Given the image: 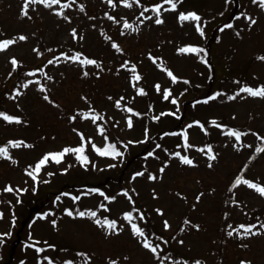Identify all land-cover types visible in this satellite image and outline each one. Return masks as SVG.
I'll list each match as a JSON object with an SVG mask.
<instances>
[{
    "label": "rangeland",
    "instance_id": "obj_1",
    "mask_svg": "<svg viewBox=\"0 0 264 264\" xmlns=\"http://www.w3.org/2000/svg\"><path fill=\"white\" fill-rule=\"evenodd\" d=\"M188 1L187 4L177 5L174 10L171 4L163 8V22L160 24L154 22L149 26L143 22L140 41L120 42L131 54L144 57L152 81L160 82V107L165 102L167 104L172 96L181 100V87L185 88L187 83H174L165 69L157 68L161 62L157 63L152 53L158 54L164 50V59L160 60L172 66V74L187 78L192 84L199 82L196 74L199 53L181 52L180 49L191 48L203 40L197 28L207 22L205 17L212 18L213 11L221 13L231 6L229 0ZM22 7V0H0V27H11L20 33V37H26L0 52L2 79L13 68V60L28 63L35 60L36 45L43 34L42 19L26 20L29 16H23ZM190 12L201 17L200 21L180 20L181 14ZM253 12L256 23L252 24L249 20L250 27L242 38L236 34H225L219 47L220 54L231 55L234 65H239L242 57L250 58L264 47V6L260 1L254 6ZM147 29L151 33H145ZM158 31L163 32L160 38L156 34ZM53 35L60 42L70 39L67 32L58 27ZM101 35L94 37L95 44L103 41ZM122 54L113 52L114 66L119 63ZM221 57L217 55V60L224 63L225 58ZM46 58L42 56L40 61ZM58 70V78L49 80L44 87L35 82L23 84L24 91L21 90L18 99L10 104L13 109L20 107L27 113L28 125L7 126L0 122V141H10L12 152L7 153V157L0 156V264H49V261L51 264H242V261L264 264V229L255 235H242L240 240L233 238L227 231L237 218H245L251 209H264V196L247 184L237 183L246 180L264 187V151H260L264 149V97L259 96L233 100L225 108L217 104L202 107L199 114L203 121L227 118L233 120L234 124H243L250 120L254 132L246 135L245 143L241 144L235 137L220 131L204 136L199 129L194 128L187 131L189 143L186 149L182 139L169 136L162 146L165 145L167 150L173 146L170 154L174 159L163 165L153 164L155 169L149 172L144 164L139 166L138 171L132 169L135 193L131 200L127 201L115 194L107 199L106 196L101 199L97 194L87 198V193L83 191L86 196L82 202L62 205L56 213L47 206L45 219L25 221L26 187L31 185L33 189L36 186L35 179L28 173L30 169L36 168L42 155L52 150H62L70 143H82L86 137L100 145L106 142L104 134L93 125L92 118L81 111L83 107L91 105L86 97V94L93 97L88 91L89 85L96 87L95 97L99 105L107 104L108 117L115 122L118 133L127 138L132 147L127 150L123 146L121 156L99 159L100 168L111 167L108 174L118 170L137 151L135 146H144L145 136H139L134 127H129L128 114L118 104L121 98L139 100V84L122 82L112 72L100 79L91 75L84 80L81 78V69L77 71L70 67ZM258 72L264 75L262 65L258 67ZM89 81L94 83L89 84ZM3 85L0 84V87ZM166 93H170L167 99ZM186 93L184 97L189 98ZM75 109L79 110L78 113L74 112ZM181 110L179 104L173 107L175 113ZM208 135H214L215 141H211ZM209 142H213L217 154L208 151ZM14 144H19V147H14ZM163 152L164 148L161 154ZM177 153L191 159L193 165L183 164ZM213 155L216 157L214 160L210 159ZM61 168L63 173L60 176H54L56 172L52 168L49 172L41 170L38 173V181L42 184L39 188L47 185L50 178L57 184L58 178H62L66 170L65 167ZM140 171L144 172V177L137 175ZM125 175L129 177L127 172ZM150 176L157 178L152 180ZM9 187L13 191H6ZM98 206L102 208L101 219H105L109 210L112 219L119 221L118 224L116 221L114 230L97 224L98 215H89L90 210ZM142 207L146 210L144 212L154 216L157 232L170 238H175L179 223L188 216L191 223L187 234L170 246L177 253H171L168 245L162 241L150 242L156 248L155 253L143 246L146 235L141 239L132 228L133 224L138 226L137 219L142 214ZM69 211L73 213L72 216L67 214ZM80 212L85 215L79 216ZM127 213L133 216L131 222L125 219Z\"/></svg>",
    "mask_w": 264,
    "mask_h": 264
},
{
    "label": "trees",
    "instance_id": "obj_2",
    "mask_svg": "<svg viewBox=\"0 0 264 264\" xmlns=\"http://www.w3.org/2000/svg\"><path fill=\"white\" fill-rule=\"evenodd\" d=\"M259 1L229 0L228 2L231 3V6L225 8L223 12L213 11L212 15L214 16L212 18H204L207 22L197 28L203 40L191 47L202 50L193 52L199 53L196 68L199 82L192 84L189 79L181 76L177 77L173 74L177 78L176 84H182L187 81L185 88L181 87L183 95L180 96L181 100L172 96V98L168 99L167 104L165 102L160 107L158 106L160 104L158 101L161 90L160 82L155 83L152 81L151 72L145 58L131 54L121 46L120 42L124 40L133 41L135 39L140 41L142 39L143 22L148 23L150 26L157 19L162 20L163 8L170 5L165 0H111V3L109 0H60L59 4H52L50 7L41 3L29 4L27 9L24 7L27 0H22L23 16H26L24 15L26 10L29 16V19L26 20L42 19L43 34L39 37V43L36 45L37 55L35 60L32 63L17 61L13 68L7 72L6 78H0V84H4L3 87H0V122H4L7 126L12 124L28 125L29 116L27 113L20 107L16 110L10 106L13 101L18 99L20 91H24V88H22L23 84L35 82L44 87L49 80L58 78L59 73L56 71H59V68L71 67L77 71L81 69V78L84 80H87L91 75L98 76V79H100L112 72L122 82L139 84V100L121 98L118 104L127 112L128 121H132V127L137 131L138 135L145 136L144 146H135L137 151L120 168H117L118 170H113L108 174L111 167L100 168L99 159H111L113 157L99 155L95 150L96 148L104 150L108 145H115L116 151L122 153L123 146L127 150L132 149V147L130 141L118 133L115 122L108 117L107 104L99 105V101L95 97L97 93L96 87L89 85L88 91L93 94V97L87 96V94L86 97L89 98L91 105L83 107L81 111L92 118L93 125L97 126L99 132L104 134L106 142L104 145H100L91 138L86 137L82 143H70L62 150H52L42 155L40 161L46 155L59 154L66 148L83 147L84 155L89 163H82L78 159V154L74 152L65 154L59 163L49 159L40 167L39 172L41 170L49 172L52 168L56 173L55 175L54 173L51 174L60 176L63 173L61 167H65L64 169L66 170L62 178H58L57 184L52 182L53 178H50V182L41 188L39 186L42 184L38 181L39 172H36L40 161L36 168L30 169L29 172L33 173L32 176L35 177L36 186L33 189H31V185L26 187V200H24L26 208L24 212L25 221L45 219L47 217L45 210L47 206L56 213L55 211L60 209L62 205L82 202L86 195L88 198V196L92 197L97 194L102 199L105 196L109 198L112 197V194H115L124 197L127 201L131 200L132 194L135 193L133 190V180L135 178L131 176L132 169L138 171L139 166L144 164L149 172L150 169H155L153 164L163 165L174 159L170 154L173 146H170L168 150L165 145L162 146L165 139L169 136L182 139L186 149L189 140H184V133L194 128L199 129L204 136L217 131L225 135H228L227 133L230 131H235L241 135L239 139L235 136L233 137L239 140V143H245L246 135L254 132V128L250 126V120L243 124H234L233 120L227 118H214L210 121H203L199 118V114L202 107L217 104L225 108L233 100H242L246 96H251L249 93L241 91L243 88H251L253 90L264 88V75L258 72L260 65H262L264 70V59H261V57H264V47L259 53L250 58L242 57L239 65L232 63L233 58L231 55H222L219 50L225 34H236L242 38L246 29L250 27L249 18L253 20L254 6ZM174 2L176 6L189 3L187 0H174ZM126 3L131 4V7L126 6ZM157 7H160L159 14L155 11ZM190 11L194 12L193 9ZM125 23L132 25V27L125 28ZM56 27L67 32L70 37L69 41L60 42L55 39L53 34L56 31ZM149 29L145 33H151ZM162 33V31L156 32L157 37H162ZM97 34H102L101 39L103 41L95 44L94 37ZM19 37L20 33L16 32L15 29L11 27L3 29L0 27V43L8 40L15 41V43L10 44L4 50L16 45ZM106 45H109V47L107 48ZM113 45H116V47ZM113 52L123 53L119 63L115 66L112 59ZM152 54L157 63L160 61L163 64V66L159 64L157 68L172 72V66L167 61L160 60L164 59V50H160L158 54ZM217 55L219 57L222 55L221 58H225L224 63L217 60ZM42 56H47V58L40 61ZM77 56H79V60L73 59ZM85 59L94 60L96 63L83 64L80 62ZM137 75L141 77L138 81L134 79ZM93 83L89 81V84ZM9 84L12 85L10 86ZM157 85H159V90H157ZM141 89H143L144 95L140 94ZM186 91L188 92L186 94L190 96L189 98L184 97ZM233 96L235 99L230 98ZM173 100L176 103H173ZM100 101L102 100L100 99ZM205 101L207 102L205 103ZM177 104L182 107L179 113L173 111V107ZM127 109H132V111L129 112ZM78 111V109L74 110L75 113H78ZM4 116L12 117L13 120H5ZM96 116L101 118L93 119ZM17 120L19 121L18 123L16 122ZM189 125H192V127H189ZM101 129H103V132H101ZM214 135H208L211 141H215V139L213 140ZM10 145V141L5 143L0 141V148H6L7 153H12L9 148ZM207 147L211 148V152L216 150L213 149V142H209ZM163 148L164 152L161 154ZM215 154L217 153L214 152ZM147 163L151 166L149 167ZM126 172L129 174L128 178H126ZM99 173H101V176ZM140 173L144 172L140 171ZM140 176L144 177L143 175ZM44 187L45 190H43ZM83 191L87 194H83ZM125 192L128 193V196L124 195ZM100 193L104 195H100ZM113 199L115 200L116 198L113 197ZM100 209L102 208L98 206L90 210V212H95L98 215L96 220L99 219L101 221L100 226L103 225L105 220L115 221L112 219V214L109 210H107L108 213L105 219H101ZM144 211L146 210L142 207L141 216L143 219L139 216L137 222L139 228L146 232L145 241H162L168 245L171 253H177L170 246L175 243L174 241L187 234L191 223L188 216L183 217L179 223L175 238H170L164 233L159 234L157 232L154 216ZM247 215L242 219L237 218L233 225L227 229L228 233L232 232L231 236L236 240H240L242 235H255L253 233L257 234L264 229V209H251ZM116 221L118 224L119 221ZM241 226L244 227L242 228ZM105 228H107L106 225ZM245 228H251L252 232L245 234ZM1 249L0 239V254ZM179 257L181 256L179 255Z\"/></svg>",
    "mask_w": 264,
    "mask_h": 264
},
{
    "label": "snow or ice",
    "instance_id": "obj_3",
    "mask_svg": "<svg viewBox=\"0 0 264 264\" xmlns=\"http://www.w3.org/2000/svg\"><path fill=\"white\" fill-rule=\"evenodd\" d=\"M109 2L111 3V0H109ZM165 2L168 3V4H171V8H172L173 10L176 8V3L174 2V0H165ZM35 3L46 4L47 6L50 7L52 4H59V3H60V0H27V3L25 4L24 7H25V9H27V7H28L29 4H35ZM260 3H261L262 6H264V0H260ZM126 6L131 7V4H127V3H126ZM155 11L157 12V14H159V12H160V7L155 8ZM24 15H27V11H26V10H25V12H24ZM110 18H111V17H110ZM200 19H201V17H199V16H198L197 14H195V13H190V14H187V15H184V14H181V15H180V20H182V21H184V20H193V21H197V22H199ZM249 19L251 20V18H249ZM162 22H163V21L160 20V19H157V20H156V23H157V24H160V23H162ZM251 23H252V24H255L256 21H255V20H251ZM124 27H125V28H131L132 25H130V24H128V23H125ZM229 27H230V25H229ZM19 39H20V40H24V39H26V37L21 36V37H19ZM13 43H15L14 40H8V41H4L3 43H0V50H4V49H6L10 44H13ZM113 46L116 47V45H113ZM180 51H181V52H198V51H202V50H198V49H196V48H182V49H180ZM73 59L79 60L80 58H79V56H77V57H74ZM261 59H264V57H261ZM80 62L83 63V64H95V63H96V61H94V60H88V59H85V60L80 61ZM12 63L15 65L17 62H16L15 60H13ZM50 63H51V62H50ZM133 71H135V69H133ZM168 75L172 78V80H173L174 82L176 81L177 78L172 74V72L169 71V72H168ZM134 79L138 81V80L141 79V77H140L139 75H137V76L134 77ZM185 82L187 83V81H185ZM157 90H159V85H157ZM241 91H243V92H247V93H249L251 96L264 97V88H260V89H257V90H253V89H251V88H243V89H241ZM140 94H141V95H144V94H145V93L143 92V89L140 90ZM169 95H170V93H166V94H165V99H167ZM230 98H231V99H235L234 96H233V97H230ZM45 99H47V97H45ZM213 99H215V97H213ZM172 102H173V103H176L175 100H173ZM206 102H207V101H205V103H206ZM127 111L131 112L132 109H127ZM86 118H87V117H86ZM100 118H101V117H99V116L93 117V119H100ZM4 119H5V120H8V121H12V120H13V118H12V117H9V116H4ZM73 119H75V117H73ZM157 119H158V118H157ZM16 122L18 123L19 121L17 120ZM128 125H129V127L132 126V121H131V120L128 121ZM189 127H192V125H189ZM201 127H203V126L201 125ZM101 132H103V129H101ZM227 134L230 135V136H235L237 139H239V138H240V135H241L240 133L235 132V131H230V132H228ZM82 139H83V137H82ZM187 139H188L187 132H185V133H184V140L187 141ZM13 146H14V147H19V144H14ZM94 147H95V146H94ZM95 150H96V151L98 152V154L101 155V156H112L113 158H115V157H118V156H121V155H122V153L116 151L115 145H108V147H107L106 149H104V150H101V149H99V148H96ZM201 151H203V149H201ZM208 151L211 152V148H209ZM260 151H264V149H260ZM69 152L77 153V154H78V159H79L82 163H84V164L89 163L87 157L84 155V148H83V147H79V148H75V149H72V148H66V149L63 150V152H61V153H59V154H49V155H46V156L40 161V164L37 166V168H36V172H39L40 167H41L43 164H45L49 159H52V160H54L55 162L59 163L60 160L63 158V156H64L65 154L69 153ZM0 155H3V156H6V157H7V149H6V148H0ZM176 155H177V156H180L179 153H177ZM215 158H216V157H215L214 155L210 157V159H213V160H214ZM180 159H181V162H182L183 164H185V165H193V161H192L191 159L187 158L186 156H180ZM209 166H211V165H209ZM160 171L163 172L164 169L161 168ZM28 174H29L30 176L33 175V173H31V172H29ZM137 175H143V173H137ZM33 178L35 179V177H33ZM156 178H157V177H155V176H150V179H152V180H155ZM241 182L244 183V184H247L248 187H250V188H254V189H255L260 195L264 196V187H259V186H257L256 184L250 183L249 181H246V180H245V181H237V183H241ZM6 191L11 192V191H13V189H12L11 187H9V188L6 189ZM100 195H104V194H103V193H100ZM124 195H125V196H128V193L125 192ZM106 199H107V197H106ZM129 199H131V198L129 197ZM67 214H68L69 216H72V215H73V213H72L71 211H69ZM78 215L81 216V217H83V216L85 215V213L80 212V213H78ZM89 215L92 216V217H95V216H96V213H95V212H91V213H89ZM0 216H2V214H0ZM125 219H127L128 221L131 222V221L133 220V216H132V214H131V213H127V214L125 215ZM141 219H143L142 216H141ZM96 223H97V224H101V221H100L99 219H97V220H96ZM103 225H106L107 228L110 229V230H114V229L116 228L115 221H108V220H105V221L103 222ZM103 225H102V226H103ZM165 226H166V227L168 226V225H167V222H165ZM241 227L243 228L244 226H241ZM132 228H133V232H134V234H136L137 236H140V237H144L145 233H144V231H143L141 228H139V227H138L137 225H135V224L132 225ZM244 231H245V234H248V233L252 232V229H251V228H245ZM228 234H229V235H232V232H229ZM253 234H256V233H253ZM143 246H144L145 248H147V249H150V250H151L152 252H154V253L156 252V248L153 247V246L151 245L150 242H147V240L145 241V243H144ZM41 251H42V249H41ZM49 264H51V261H49ZM68 264H71V262H68ZM113 264H115V262H113Z\"/></svg>",
    "mask_w": 264,
    "mask_h": 264
},
{
    "label": "water",
    "instance_id": "obj_4",
    "mask_svg": "<svg viewBox=\"0 0 264 264\" xmlns=\"http://www.w3.org/2000/svg\"><path fill=\"white\" fill-rule=\"evenodd\" d=\"M242 264H251L249 261H244Z\"/></svg>",
    "mask_w": 264,
    "mask_h": 264
}]
</instances>
